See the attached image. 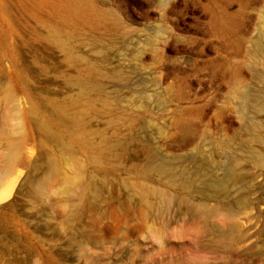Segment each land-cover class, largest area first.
<instances>
[{"label":"rangeland","instance_id":"rangeland-1","mask_svg":"<svg viewBox=\"0 0 264 264\" xmlns=\"http://www.w3.org/2000/svg\"><path fill=\"white\" fill-rule=\"evenodd\" d=\"M263 57L264 0H0V264H264Z\"/></svg>","mask_w":264,"mask_h":264},{"label":"bare ground","instance_id":"bare-ground-1","mask_svg":"<svg viewBox=\"0 0 264 264\" xmlns=\"http://www.w3.org/2000/svg\"><path fill=\"white\" fill-rule=\"evenodd\" d=\"M73 6L74 7H78L79 5L78 4H75V3H73ZM263 61H264V57H263ZM194 164H198V163H194ZM181 171H183V170H181ZM220 179V178H219Z\"/></svg>","mask_w":264,"mask_h":264}]
</instances>
